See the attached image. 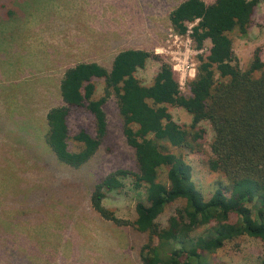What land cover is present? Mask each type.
<instances>
[{"label":"rangeland","instance_id":"rangeland-1","mask_svg":"<svg viewBox=\"0 0 264 264\" xmlns=\"http://www.w3.org/2000/svg\"><path fill=\"white\" fill-rule=\"evenodd\" d=\"M183 1L0 0V264H141L147 234L103 219L90 203L100 179L119 169L135 171L134 151L123 135L115 93L103 106L107 136L96 154L78 168L58 162L45 144L46 114L62 105L59 83L67 68L96 62L110 69L114 57L128 49L153 52L169 63L187 96L198 58L207 54L210 43L198 51L187 34L180 36L172 29L169 13ZM228 36L242 70L256 51L264 63V1L255 8L244 35L235 30ZM159 66L148 60L134 76L149 86ZM92 83L96 100L104 95V80L92 79ZM166 108L177 124L190 125L192 117L184 109ZM67 124L68 148L76 152L80 146L72 137L81 130L94 135V120L76 108L69 112ZM201 126L206 131L204 153L169 150L189 164L196 188L209 199L226 181L205 163L212 131L207 122ZM159 180L167 182L165 168L159 171ZM144 198L145 188L136 190L127 178L121 190L105 193L102 204L132 222L135 204ZM181 205L169 204L158 224L165 227ZM250 208L257 218L258 207ZM202 232L201 228L193 235ZM262 253L259 239L243 236L226 242L207 260L260 264Z\"/></svg>","mask_w":264,"mask_h":264},{"label":"trees","instance_id":"trees-1","mask_svg":"<svg viewBox=\"0 0 264 264\" xmlns=\"http://www.w3.org/2000/svg\"><path fill=\"white\" fill-rule=\"evenodd\" d=\"M261 1L184 0L169 13L174 32L189 34L198 51L207 41L210 43L207 54L198 58L187 96L181 93L169 63L139 49L119 52L110 69L96 62H80L63 73L59 83L62 105L46 114L45 144L66 166L78 168L87 163L107 136L103 106L111 92L115 93L123 135L134 151L135 171L119 169L100 179L90 203L103 219L147 234V243L140 250L141 264H209L207 255L243 236L262 242L260 264H264V63L256 51L242 70L228 36L235 30L246 33ZM193 23L196 25L189 29L188 24ZM148 60L160 66L152 84L144 86L134 74ZM92 79L104 80V95L96 100L92 98ZM166 105L184 109L192 117L190 125L177 124ZM76 108L92 115L95 133L81 130L74 135L72 140L80 148L73 152L68 148L67 118ZM203 122L212 131L205 163L226 181L209 199L196 188L189 164L169 150L204 153ZM163 168L166 183L159 180ZM127 178L136 190L145 188L144 200L135 204L136 218L132 222L118 218L102 204L105 193L121 190ZM174 202L182 205L161 227L159 216ZM251 204L258 207L257 218ZM201 228L200 235H193Z\"/></svg>","mask_w":264,"mask_h":264},{"label":"built area","instance_id":"built-area-1","mask_svg":"<svg viewBox=\"0 0 264 264\" xmlns=\"http://www.w3.org/2000/svg\"><path fill=\"white\" fill-rule=\"evenodd\" d=\"M190 29V28H189ZM188 33H189V31H188ZM188 36H189V34H187Z\"/></svg>","mask_w":264,"mask_h":264}]
</instances>
